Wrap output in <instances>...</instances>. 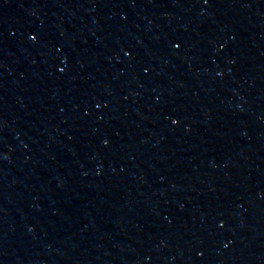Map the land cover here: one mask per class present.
<instances>
[{
  "label": "water",
  "instance_id": "1",
  "mask_svg": "<svg viewBox=\"0 0 264 264\" xmlns=\"http://www.w3.org/2000/svg\"><path fill=\"white\" fill-rule=\"evenodd\" d=\"M0 264H264V0H0Z\"/></svg>",
  "mask_w": 264,
  "mask_h": 264
}]
</instances>
